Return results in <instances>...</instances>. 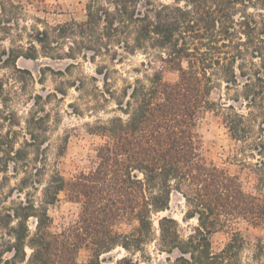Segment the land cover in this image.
Masks as SVG:
<instances>
[{
    "label": "trees",
    "instance_id": "trees-1",
    "mask_svg": "<svg viewBox=\"0 0 264 264\" xmlns=\"http://www.w3.org/2000/svg\"><path fill=\"white\" fill-rule=\"evenodd\" d=\"M85 10L84 20L22 27L4 63L81 54L101 60L97 72L108 79L109 64L139 51L147 59L119 93L110 91L120 114L90 126L100 143L87 172L65 178L56 171L40 190L42 169L30 164L25 149L38 146L39 135L28 132L16 148L0 132V191L10 163L14 174L23 173L11 188L18 200L0 210V264H80L82 248L90 253L87 264H107L103 254L118 247L141 251L150 241L161 252L178 250L176 264H240L247 243L240 232L219 252L210 235L237 220L264 224V0H88ZM21 14L22 4L0 0V31L10 35ZM169 72L176 78H166ZM220 82L237 91L235 100L243 99L248 112L210 98ZM207 111L219 112L241 142L249 185L203 155L198 121ZM175 191L186 201L187 217L198 220L186 239L176 219L157 217ZM61 193L79 204V214L57 231L48 207ZM253 259L264 264L263 244L255 245Z\"/></svg>",
    "mask_w": 264,
    "mask_h": 264
},
{
    "label": "rangeland",
    "instance_id": "rangeland-1",
    "mask_svg": "<svg viewBox=\"0 0 264 264\" xmlns=\"http://www.w3.org/2000/svg\"><path fill=\"white\" fill-rule=\"evenodd\" d=\"M13 1L22 4V14L18 18L19 26L12 25L10 35L0 31V132L12 136L16 148L24 145L25 140L30 138L28 132L39 135V145L26 146L25 149L30 164L42 169L39 176L41 190L56 171L65 178H70L81 171L87 172L94 166L95 148L100 143V138L92 134L89 128L99 121H107L120 114L110 91L119 93L126 83L138 76L134 68H140L147 56L139 51L135 55H127L121 63L109 64L113 69L108 79L97 72L101 60L93 62L81 54L75 55V58L65 55L53 58L41 53L36 59L18 58L16 67L7 66L4 60L9 56V48L14 46L12 38L22 27L26 26L31 30L34 27L44 28L46 23L84 20L88 2ZM27 42L28 38L24 36L21 43L27 46ZM67 45L62 46V50L66 51ZM165 76L175 79L176 73L169 72ZM236 95L235 89H228L226 83L220 82L213 89L210 98L216 102L233 104L240 112H248L243 99L235 100ZM29 119H32L30 125ZM262 121L259 117V123L254 124L255 132ZM198 131L203 155L230 173L239 175L249 185V170L241 163L247 157L241 153V142L232 137L223 116L217 111L205 112L198 121ZM247 160L253 162V159ZM3 175L4 173L1 176ZM8 175L9 178L3 180L0 191V210L10 206L12 200H18L16 192H12L11 188L18 183L23 173L19 171L14 174L13 163H10ZM40 190L36 193L37 196H40ZM187 211L184 197L175 191L171 195L169 208L157 217L167 215L176 219L180 235L186 239L198 225L197 218L187 217ZM48 213L52 218V229L60 231L77 220L79 204L61 193L59 200L48 207ZM29 226L34 230L35 219L29 220ZM4 231L0 227V237ZM232 232H240L247 242L240 252V264H259L253 259V255L256 244L264 245V224L254 226L244 220H237L213 232L210 235L212 251L219 252L229 241ZM27 251L30 252L28 248ZM89 254L85 248L80 249L77 254L78 262L87 264ZM180 255L178 250L171 254L161 252L157 242L150 241L141 251L129 252L118 247L103 254L101 258L107 264H176L175 259Z\"/></svg>",
    "mask_w": 264,
    "mask_h": 264
}]
</instances>
